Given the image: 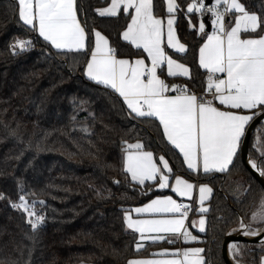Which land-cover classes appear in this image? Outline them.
Here are the masks:
<instances>
[{
	"label": "trees",
	"instance_id": "16d2710c",
	"mask_svg": "<svg viewBox=\"0 0 264 264\" xmlns=\"http://www.w3.org/2000/svg\"><path fill=\"white\" fill-rule=\"evenodd\" d=\"M238 1L264 20V0ZM190 2L177 0L180 8L175 13L176 33L186 52L166 48L189 68L190 76L166 82L186 85L190 94H200L205 92L207 73L199 68L198 53L205 36L198 29L209 13L188 14ZM108 3L76 0L81 25L89 34L93 29L100 31L118 58H143L142 50L121 36L130 15L122 11L112 17L97 14ZM153 4L155 16L168 15L164 0H153ZM17 39H31L32 45L24 51L17 48L14 54ZM85 63L84 52L56 50L24 25L16 0H0V264H127L162 248V243H147L137 251V235L125 227L128 209L168 193L156 190L155 183L141 186L123 172L126 143L140 141L158 164L163 155L172 177L194 178L163 138L158 121L129 115L116 93L84 77ZM240 154L225 173L199 176L213 190L199 243L204 264H226L222 244L239 228L241 219L254 228L264 227V222L252 225L264 189ZM248 157L264 169L261 123L250 135ZM21 194L29 205L35 201V211L44 217L36 229L22 209L13 207ZM237 248L235 259L244 264H260L264 256L262 242L238 243Z\"/></svg>",
	"mask_w": 264,
	"mask_h": 264
},
{
	"label": "snow or ice",
	"instance_id": "6c2138e0",
	"mask_svg": "<svg viewBox=\"0 0 264 264\" xmlns=\"http://www.w3.org/2000/svg\"><path fill=\"white\" fill-rule=\"evenodd\" d=\"M17 3L19 20L38 32L52 48L84 52V75L118 94L129 115L158 121L163 138L179 151L184 164L194 172L202 169L207 174L230 170L247 126L258 116L264 120V35L257 32L258 29L264 32V20L247 12L238 0H214L210 6L206 0H192L187 4L188 14L202 17L208 12L211 17V33L206 32L204 21L199 23L198 31L203 34L202 38L206 36L199 48V68L207 73L205 93L212 99L190 94L186 85L166 82L169 77H188L190 71L162 46L163 21L154 15L153 0H111L107 7L98 10L100 16H117L120 10L131 16L122 38L137 50L142 49V56L146 54L133 62L117 58L116 50L110 47L109 40L100 31L87 32L77 18L76 0H17ZM164 4L168 13L167 49L185 53L186 46L178 41L173 28L180 5L177 0H164ZM233 13L234 25L225 20ZM189 27H194L191 18ZM250 33L257 35H248ZM31 45V39H17L12 48L15 54V49L24 51ZM249 162L264 176V169H259L254 160ZM159 164L162 168L154 162L153 152L145 151L139 142L128 144L124 149L122 170L133 182L141 186H145L146 181L154 182L159 189L171 187L179 197L194 200V184L179 176L170 183L168 174L172 169L169 161L161 155ZM210 192L206 185L199 187L200 207L195 211L201 214L198 221L200 232L206 230L202 214L208 211L204 201ZM0 198H3L2 193ZM35 203L33 201L30 206L23 194L19 196V203H13V207L34 218L29 220L32 229L44 219L35 211ZM192 210V205L163 196L131 209L138 216L153 214L160 218L133 219L129 212H125L123 220L128 229L139 233L141 240H163L165 236L160 234L165 233L182 235L184 242L188 243L197 240L185 223ZM252 219L264 222V200ZM192 227H197L196 221L192 222ZM237 230H242L245 236L259 234L243 219ZM152 233L156 235H149ZM143 247L141 243L136 244L137 251ZM236 249L237 243L229 242V255L233 260ZM203 251L198 247L176 249L171 253L163 250L152 255L170 258L129 259L127 264H203Z\"/></svg>",
	"mask_w": 264,
	"mask_h": 264
},
{
	"label": "crops",
	"instance_id": "0c3cea01",
	"mask_svg": "<svg viewBox=\"0 0 264 264\" xmlns=\"http://www.w3.org/2000/svg\"><path fill=\"white\" fill-rule=\"evenodd\" d=\"M17 1V0H16ZM110 2H111V0H109V3H108V5L110 4ZM239 2V1H238ZM108 5H106V6H104V7H101V8H98L97 9V14L99 15V13H98V10L99 9H103V8H105V7H107ZM246 10V9H245ZM120 11H122V10H120ZM119 11V12H120ZM130 12H134V9H130L129 10ZM247 11V10H246ZM118 12V13H119ZM123 12V11H122ZM248 12V11H247ZM250 13V12H249ZM250 14H254V13H250ZM100 16V15H99ZM230 16V18L228 17L227 19H226V21H231V23L234 25V22H235V20H234V17H235V14L233 13V14H231V15H229ZM102 17H112V16H102ZM157 17V16H156ZM78 18V17H77ZM157 18H160V17H157ZM162 21H163V32H164V35H163V44H162V46L163 47H165V48H167V19H168V15L166 16V17H164V18H160ZM175 20H176V18H175ZM175 20H174V24H173V28H174V30H175V33H176V29H175ZM130 21H131V16H130ZM129 21V22H130ZM23 23V22H22ZM27 26V25H26ZM27 27H29V26H27ZM124 30H126V28L124 29ZM123 30V31H124ZM37 33V35H38V32H36ZM123 33V32H122ZM208 33H211V30H210V32H208ZM102 34V33H101ZM103 35V34H102ZM248 35H250V34H248ZM261 35H264V32L261 34ZM39 36V35H38ZM121 36H122V34H121ZM176 36H177V33H176ZM252 36V35H251ZM41 38V37H40ZM42 39V38H41ZM123 39V38H122ZM177 39H178V36H177ZM204 40H206V36H205V38H204ZM178 41L180 42V40L178 39ZM127 42V41H126ZM204 42V41H203ZM129 43V42H128ZM181 43V42H180ZM203 44V43H202ZM202 46V45H201ZM134 47V46H133ZM57 50V49H56ZM142 50V49H141ZM170 51H172L173 52V50H171V49H169ZM59 51H67V50H59ZM178 54H183V53H178ZM145 56H146V54H145ZM118 58V57H117ZM141 58V57H140ZM122 59H128V58H122ZM136 59H138V58H134V59H128L130 62H133V61H135ZM177 62H179V61H177ZM180 63V62H179ZM198 63H199V53H198ZM149 66H150V63H149ZM186 66V65H185ZM187 67V66H186ZM164 69H165V74H166V65H164ZM203 70V69H202ZM159 71V70H158ZM205 71V70H204ZM206 72V71H205ZM83 74H84V71H83ZM84 77L86 78V79H88L89 81H92V80H90L88 77H86L85 75H84ZM177 77H182V78H188V77H184V76H177ZM169 78H171V77H169ZM92 82H94V81H92ZM95 83V82H94ZM97 84V83H96ZM169 94H175V93H172V92H170ZM118 95V94H117ZM122 99V98H121ZM123 101V100H122ZM126 106V105H125ZM127 107V106H126ZM129 111V110H128ZM133 116H135V114H132ZM138 118V117H137ZM154 119V118H153ZM159 123V122H158ZM250 124H251V122H250ZM249 124V125H250ZM248 125V126H249ZM248 126H247V129H248ZM247 129H246V131H247ZM243 138L244 137H242L241 138V141H240V144H239V146H238V150H237V153H236V155H235V157H234V159L236 158V156H237V154H238V152L240 151V149H241V145H242V141H243ZM167 141V140H166ZM137 142H139V143H141L140 141H136V142H133V143H126L125 144V146H124V149H126L127 148V145L128 144H135V143H137ZM142 144V143H141ZM143 145V144H142ZM143 149H144V147H143ZM145 151H149V150H146V149H144ZM176 150V149H175ZM178 153H179V151L178 150H176ZM181 156V155H180ZM153 158H154V155H153ZM160 158V157H159ZM181 158H182V160H183V157L181 156ZM166 159V158H165ZM250 160V159H249ZM154 162H156V160H155V158H154ZM157 163V162H156ZM158 164V163H157ZM183 164H184V162H183ZM169 165H170V163H169ZM158 166L159 167H161L162 168V165H160V164H158ZM231 166V165H230ZM170 167H171V165H170ZM184 167L188 170V171H190L191 173H193L194 174V178H187V177H185V176H182V175H180V174H177V175H175V176H171V174H168V173H165V174H168L169 175V177H170V183H174L175 182V179H176V177L177 176H179V177H181V178H183V179H185V180H187V181H189V182H191V183H193L194 184V191H193V196H194V200H190V199H188V198H186V197H179L176 193H174V192H172V190H171V187H168V188H165V189H159L158 187H156V185H155V189L156 190H159V191H167L168 193L167 194H165V195H159V196H155V197H153V198H151L150 200H148L147 202H145L144 204H142V205H139V206H134V207H131L130 209H128L126 212H129V214L132 216V218L133 219H136V218H144V219H152V218H160L158 215H153V214H142L141 216H138L135 212H132L131 211V209H133V208H135V207H142L143 205H145V204H147V203H149L152 199H155V198H157V197H163V196H171L173 199H175L178 203L179 202H183V203H186V204H189V205H191V203L192 202H194V204H195V207H194V211H193V213L190 215V216H188V218H187V220L185 221V223H186V226H187V228H188V231L192 234V235H194V236H196L197 237V240L196 241H191V242H188V243H185L184 242V239H183V236L182 235H180V236H176V235H173V234H165V233H161L160 235H163V236H165V239H163V240H159V241H155V242H153V241H151V240H141L140 239V236H139V233H136V232H134V233H136V235H137V243H141V244H143V245H145V244H147V243H162L164 246L162 247V248H160V249H158V250H156L154 253H160V252H162L163 250H168V252L169 253H171V252H173V251H175L176 249H185V248H193V247H198V248H201V249H203L202 248V246H200V242L202 241V235L205 233V231L204 232H200L199 231V227H198V221H199V219H200V213H198V212H196L195 211V209L196 208H199L200 207V205H199V203H198V201H199V187L201 186V185H206L207 187H209L210 189H211V192L210 193H208L207 194V198L205 199V201H204V207H206V208H208L209 206H208V203H209V201H210V199H211V197H212V193H213V190H212V187L209 185V184H207V183H205V182H202V181H199V176L200 175H216V174H222V173H225V172H215V171H213V172H210V173H207V174H205L204 172H203V170L202 169H200L198 172H194V171H192V170H190V169H188L187 168V165L186 164H184ZM172 173V172H171ZM146 182H149V183H154V182H150V181H146ZM206 214H207V212L206 213H203L202 215L204 216V218H205V229H206V227H207V217H206ZM193 221H196L197 222V227H192V222ZM125 227H126V225H125ZM126 229L128 230V231H131V232H133L131 229H128L127 227H126ZM149 235H156L155 233H152V234H149ZM167 240H172L173 242L172 243H170V244H167L166 243V241ZM153 253V254H154ZM201 256L203 257V264H204V256H203V252L201 253ZM156 258H170V257H160L159 255H156V256H154V255H152V256H150V257H138V258H132V259H156Z\"/></svg>",
	"mask_w": 264,
	"mask_h": 264
},
{
	"label": "water",
	"instance_id": "95a60500",
	"mask_svg": "<svg viewBox=\"0 0 264 264\" xmlns=\"http://www.w3.org/2000/svg\"><path fill=\"white\" fill-rule=\"evenodd\" d=\"M206 3L208 5H211L212 0H206ZM204 22L206 23V32H210L211 25H210V22H209L207 17L204 19ZM261 122H262V119H261V117L258 116L248 126V129H247L246 134H245L243 141H242V145H241V149H240V151H241L240 155H241V160H242L244 166L246 167V169L249 171V173L252 175V177L259 183V185L264 189V177L260 174V172L258 173L248 164V160H249L248 143L250 140V135H251L253 129L255 128V126ZM262 229H263V231L255 237H247L243 234H231V235L228 234L225 237V240L222 244V257H223V260L225 261V263L226 264H234L230 260L229 253H228L229 242H236L237 244L243 243V242L251 243V244L260 243L262 240H264V227Z\"/></svg>",
	"mask_w": 264,
	"mask_h": 264
},
{
	"label": "rangeland",
	"instance_id": "374dc122",
	"mask_svg": "<svg viewBox=\"0 0 264 264\" xmlns=\"http://www.w3.org/2000/svg\"><path fill=\"white\" fill-rule=\"evenodd\" d=\"M210 25H211V23H210ZM261 125L264 127V121H262L261 122ZM258 142H260V139H258ZM259 168V167H258ZM31 206V205H30ZM30 219H34V218H30ZM261 221H259V220H253L252 221V225H255V224H257V223H260ZM251 228L252 229H255L254 227H252L251 226ZM238 229V228H237ZM237 229H234V230H232L230 233L231 234H242V230H237ZM235 251V257H236V255H238V248L236 249V250H234ZM262 260H264V256L262 257V259H261V262H260V264H262ZM235 261H237L236 259H235ZM239 264H244V263H242V262H239V261H237Z\"/></svg>",
	"mask_w": 264,
	"mask_h": 264
},
{
	"label": "built area",
	"instance_id": "2783aa9c",
	"mask_svg": "<svg viewBox=\"0 0 264 264\" xmlns=\"http://www.w3.org/2000/svg\"><path fill=\"white\" fill-rule=\"evenodd\" d=\"M207 18H208V20L210 21V19H211L210 14H209V16H208ZM227 18H228V16L225 17V20H226ZM211 31H212V28H211ZM172 83H174V82H171L170 84H172ZM196 95H197V96H202V97H204L205 99H212L211 95H208V94H206L205 92L200 93V94H196ZM262 121H264V120H262ZM191 205H192L193 210L189 212V216L193 213V211H194V207H195L194 202H192ZM166 243H167V244H170V243H169V240H167Z\"/></svg>",
	"mask_w": 264,
	"mask_h": 264
},
{
	"label": "bare ground",
	"instance_id": "6f19581e",
	"mask_svg": "<svg viewBox=\"0 0 264 264\" xmlns=\"http://www.w3.org/2000/svg\"><path fill=\"white\" fill-rule=\"evenodd\" d=\"M250 160H248V164L251 166V164H250V162H249ZM252 167V166H251ZM255 171H257L258 173L260 172L259 170H257V169H254ZM254 230H258V232H259V234L263 231V229L262 228H255ZM258 234V235H259ZM257 236V235H256ZM247 237H255V236H251V235H248ZM228 253H229V250H228ZM229 257H230V260L234 263V264H237V261H235V260H233V258L229 255ZM239 264V263H238Z\"/></svg>",
	"mask_w": 264,
	"mask_h": 264
}]
</instances>
